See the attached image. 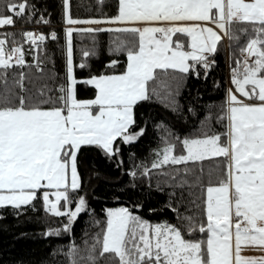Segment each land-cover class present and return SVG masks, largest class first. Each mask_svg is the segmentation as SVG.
I'll return each instance as SVG.
<instances>
[{
    "label": "snow or ice",
    "instance_id": "1",
    "mask_svg": "<svg viewBox=\"0 0 264 264\" xmlns=\"http://www.w3.org/2000/svg\"><path fill=\"white\" fill-rule=\"evenodd\" d=\"M60 4L62 74L54 62L46 68V41L58 37L55 29L17 35L6 27L17 19L51 24L48 0H0V216L9 208L19 216L41 201L46 222L60 218L42 235L59 236L72 233L86 212L98 230L89 234L86 220L81 244L73 240L52 250L66 264H264V0H116L113 14L83 20L70 14V0ZM78 23L97 27L71 26ZM104 30L115 34L109 51L125 53V66L118 70L112 59L105 69L78 77L73 32ZM225 37L230 86L215 114V105L202 117L189 105L199 127L181 134L138 111L154 99L183 111L181 86L190 75L207 79ZM81 84L91 95H79ZM214 119L224 132L213 128ZM150 120L162 131L151 166L142 161L124 170L132 187L137 169L169 177L165 207L175 219L150 221L135 210L144 207L139 200L107 207L97 219L87 193L81 194V165L87 169L95 154L120 167L124 152L147 135ZM211 158L221 159L209 165L205 183L204 161ZM156 187L164 190L159 182ZM245 248L261 254L242 255Z\"/></svg>",
    "mask_w": 264,
    "mask_h": 264
},
{
    "label": "trees",
    "instance_id": "2",
    "mask_svg": "<svg viewBox=\"0 0 264 264\" xmlns=\"http://www.w3.org/2000/svg\"><path fill=\"white\" fill-rule=\"evenodd\" d=\"M116 0H70V14L74 18L81 20L88 17H96L100 15H110L114 13ZM51 5L48 11L52 13L51 24H41L40 31L50 34L52 29L58 33L56 39L49 35L46 41L48 55L51 60L46 62V68L51 70L53 62L57 73L64 72V45L65 31L64 22L62 20V6L60 0H48ZM37 23L25 22L17 19L15 26H6L8 29L16 31L19 35L22 29H33ZM97 27V26H94ZM84 28V27H79ZM4 29H0L2 31ZM116 39L114 33L107 30L101 32H73V50L74 63L76 65V75L85 76L89 70L98 72L105 69L109 60L115 59L119 61L118 70L125 66L126 54L110 52L109 49L115 45L111 43ZM244 42L242 37L240 43ZM28 47L27 44L24 45ZM89 51L90 55L84 57L83 51ZM229 41L221 42L218 52L215 54L216 64L213 66L210 75L205 79L201 76L197 79L194 75L188 76L179 90L177 100L183 111H172L166 107L160 100L154 99L144 103L141 109L146 116L157 122H163L168 128L174 129L176 132L184 134L190 132L193 128L199 127V121L191 113H187L189 105L194 107L201 115L212 105L213 112L218 110V106L224 99L227 89V73L230 70L229 58ZM43 55V53H41ZM237 55L239 52L237 51ZM25 59L31 61L33 56L31 52L27 53ZM85 61V66L80 67V61ZM11 76V73H9ZM214 82H219L216 86ZM79 95L85 97L91 95L86 91L84 85H79ZM185 114L189 116L185 120ZM215 130L224 132L226 129L215 119L212 124ZM162 131L154 127L151 120L148 124L147 135L138 143H134L130 150H126L123 155V163L120 167L115 162H109L102 156L95 154L89 155V167L85 169L81 165V171L84 173V189L81 194L87 193L88 203L95 210L97 219L103 220L107 207H119L121 205L129 206L139 200L143 203L142 209H135L145 218L152 222H158L164 219L173 221L174 213L171 209L165 207L168 198V192L171 188L164 181L169 177L158 174V170L151 169L152 175H140L141 169H137L135 177V187H132L133 177L124 169H132L135 165L142 161L151 166L154 158L153 148L157 147L161 140ZM226 139V137H225ZM130 152L135 153L134 157H130ZM221 158H211L204 161L205 183L207 182V170L209 165L215 166V161ZM199 171V162L197 169ZM157 182L160 183L161 191L156 187ZM114 194L120 199H114ZM199 193L197 192V195ZM187 196V191L185 190ZM149 208L156 209L151 212ZM60 218L54 215L46 222L45 212L42 202L37 201L35 209L27 208L21 212L19 216L12 213L11 209L4 210V214L0 216V264H66L67 258L62 253L53 256L52 250L60 245H68L73 240L77 244H81L83 232L86 229L85 221H89L87 229L89 234L97 231V227L91 224L88 214L81 213L74 222L72 233H62L61 235L44 236L42 233L47 227H57Z\"/></svg>",
    "mask_w": 264,
    "mask_h": 264
},
{
    "label": "crops",
    "instance_id": "3",
    "mask_svg": "<svg viewBox=\"0 0 264 264\" xmlns=\"http://www.w3.org/2000/svg\"><path fill=\"white\" fill-rule=\"evenodd\" d=\"M86 25L83 23H78L76 25H72V27L75 29L76 27H85ZM97 26V25H96ZM65 27V26H64ZM2 29V28H0ZM229 86H227L228 88ZM261 253L259 251L250 249V248H245L242 250V255H260Z\"/></svg>",
    "mask_w": 264,
    "mask_h": 264
},
{
    "label": "built area",
    "instance_id": "4",
    "mask_svg": "<svg viewBox=\"0 0 264 264\" xmlns=\"http://www.w3.org/2000/svg\"><path fill=\"white\" fill-rule=\"evenodd\" d=\"M41 24L42 23H40V24H36L34 27H33V29H36V30H39L40 31V29H41ZM230 75H231V72H230V70L228 71V73H227V86H229V84H230Z\"/></svg>",
    "mask_w": 264,
    "mask_h": 264
},
{
    "label": "rangeland",
    "instance_id": "5",
    "mask_svg": "<svg viewBox=\"0 0 264 264\" xmlns=\"http://www.w3.org/2000/svg\"><path fill=\"white\" fill-rule=\"evenodd\" d=\"M83 24H85L86 26L84 27V28H89V27H94V26H96V25H90V24H86V23H83ZM65 26V25H64ZM72 26V25H71ZM100 27H104L103 25H100ZM65 28V27H64ZM63 28V29H64ZM76 28H78V27H76ZM75 32V31H74ZM226 39H227V37H225L224 38V40L222 41L223 43H226ZM229 86H230V84H229ZM53 199H54V197H53Z\"/></svg>",
    "mask_w": 264,
    "mask_h": 264
}]
</instances>
